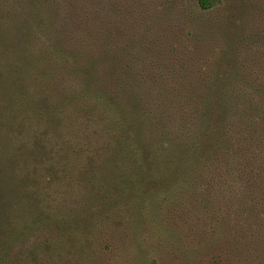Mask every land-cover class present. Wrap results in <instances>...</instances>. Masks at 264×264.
<instances>
[{
	"label": "rangeland",
	"instance_id": "1",
	"mask_svg": "<svg viewBox=\"0 0 264 264\" xmlns=\"http://www.w3.org/2000/svg\"><path fill=\"white\" fill-rule=\"evenodd\" d=\"M45 11L59 26L50 42L87 50L104 83L147 94L145 104L168 109L160 140L168 141L181 122L176 114L186 99L179 89L192 83L204 89L206 98L188 120L200 133L194 141L207 146L222 127L227 141L220 152L239 148L242 166L239 178L227 164L212 169L194 197V213L175 209L170 219L164 197L180 185L159 186L151 225L161 229L135 212L125 227L110 230H70L63 237L62 230H33L18 248L55 243L51 254H41L47 264H264V0H219L208 12L197 0H0L2 66L48 40L34 26ZM52 76L59 87L71 77L63 70ZM221 92L229 112L219 127L214 112L203 116L201 106Z\"/></svg>",
	"mask_w": 264,
	"mask_h": 264
},
{
	"label": "trees",
	"instance_id": "2",
	"mask_svg": "<svg viewBox=\"0 0 264 264\" xmlns=\"http://www.w3.org/2000/svg\"><path fill=\"white\" fill-rule=\"evenodd\" d=\"M218 1L197 0L207 12ZM47 14L34 26L48 40L25 58L0 64V264H47L41 254H51L55 243L17 246L33 230H62V237L70 230H110L111 224L125 227L135 212L149 219L153 230L161 229L151 225L159 186L180 185L174 196L164 197L170 219L177 209L194 213V197L212 169L227 164L236 171L233 177H240V149L220 152L227 141L221 126L229 112L225 97L220 101L224 93L201 106V115L212 110L217 116L216 141L207 146L194 141L200 133L188 120L206 92L193 83L178 91L186 99L176 114L181 122L168 141L160 140L157 134L172 115L168 109L145 104L147 94L104 83L98 61L87 50L80 52L65 40L50 42L59 26ZM62 70L71 76L66 87L49 81ZM143 184L149 190L142 191Z\"/></svg>",
	"mask_w": 264,
	"mask_h": 264
}]
</instances>
